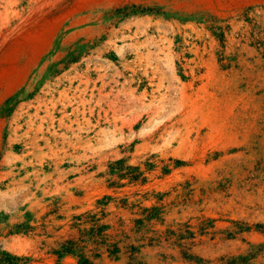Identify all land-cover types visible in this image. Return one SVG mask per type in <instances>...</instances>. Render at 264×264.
<instances>
[{
  "label": "rangeland",
  "instance_id": "obj_1",
  "mask_svg": "<svg viewBox=\"0 0 264 264\" xmlns=\"http://www.w3.org/2000/svg\"><path fill=\"white\" fill-rule=\"evenodd\" d=\"M0 264H264V0H0Z\"/></svg>",
  "mask_w": 264,
  "mask_h": 264
},
{
  "label": "bare ground",
  "instance_id": "obj_2",
  "mask_svg": "<svg viewBox=\"0 0 264 264\" xmlns=\"http://www.w3.org/2000/svg\"><path fill=\"white\" fill-rule=\"evenodd\" d=\"M32 11V10H31Z\"/></svg>",
  "mask_w": 264,
  "mask_h": 264
}]
</instances>
